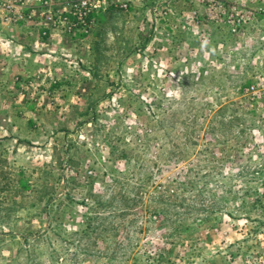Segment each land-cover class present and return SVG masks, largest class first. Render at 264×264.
<instances>
[{
    "label": "rangeland",
    "instance_id": "rangeland-1",
    "mask_svg": "<svg viewBox=\"0 0 264 264\" xmlns=\"http://www.w3.org/2000/svg\"><path fill=\"white\" fill-rule=\"evenodd\" d=\"M4 1L0 29L76 45L0 88V264H264V14L125 0L68 31L65 0Z\"/></svg>",
    "mask_w": 264,
    "mask_h": 264
},
{
    "label": "crops",
    "instance_id": "crops-1",
    "mask_svg": "<svg viewBox=\"0 0 264 264\" xmlns=\"http://www.w3.org/2000/svg\"><path fill=\"white\" fill-rule=\"evenodd\" d=\"M54 1L61 4L63 0ZM250 2V7L256 9L255 12H258L255 14H264V0H250ZM252 13L254 12L252 11ZM40 25L41 24L37 26L29 23L18 25L1 24L0 56L6 59V56L8 55L10 58L6 61L0 58V88H8L10 86L7 85V80L10 77L9 71L11 70H15L16 72L22 74L35 71L39 65L43 63L42 57H44L43 53L46 47L58 50L60 47L70 48L71 46L76 45V43L70 45V38L66 37L60 28L46 29V31H48V36H41L43 26L41 27ZM83 37H79L78 40L83 39ZM73 40H75V38H73ZM9 42H17V44H21L23 46L22 50L24 52L19 54L18 58L13 56L12 47L6 45ZM7 61L10 62L12 65L11 67L7 64ZM53 64L56 65L57 63L54 62Z\"/></svg>",
    "mask_w": 264,
    "mask_h": 264
},
{
    "label": "built area",
    "instance_id": "built-area-1",
    "mask_svg": "<svg viewBox=\"0 0 264 264\" xmlns=\"http://www.w3.org/2000/svg\"><path fill=\"white\" fill-rule=\"evenodd\" d=\"M21 0H5L3 5H5L8 9L14 8ZM119 3L120 7H126L127 3L121 0H65V12L64 15L58 16V23H66V28L68 31L73 30L77 26H85L87 25V20L89 17L95 12L104 8L108 3ZM43 4L48 6L49 0H43ZM62 13V12H61ZM43 15H45V19L49 22L56 24L54 19V14L51 13L50 10H43ZM74 18L71 22L69 19V15ZM254 86H252V89Z\"/></svg>",
    "mask_w": 264,
    "mask_h": 264
}]
</instances>
